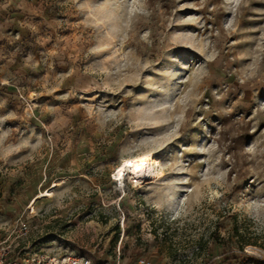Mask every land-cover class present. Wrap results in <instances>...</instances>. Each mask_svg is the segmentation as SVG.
Segmentation results:
<instances>
[{"label": "rangeland", "instance_id": "rangeland-1", "mask_svg": "<svg viewBox=\"0 0 264 264\" xmlns=\"http://www.w3.org/2000/svg\"><path fill=\"white\" fill-rule=\"evenodd\" d=\"M25 1L0 47V240L264 264V0ZM149 152L155 178L116 177Z\"/></svg>", "mask_w": 264, "mask_h": 264}, {"label": "built area", "instance_id": "built-area-1", "mask_svg": "<svg viewBox=\"0 0 264 264\" xmlns=\"http://www.w3.org/2000/svg\"><path fill=\"white\" fill-rule=\"evenodd\" d=\"M24 225V223H23ZM13 242L8 239L0 241V264H120L118 260L107 262L81 252H70L63 255L33 252L23 260H12ZM135 264H153L150 259L141 258Z\"/></svg>", "mask_w": 264, "mask_h": 264}, {"label": "bare ground", "instance_id": "bare-ground-1", "mask_svg": "<svg viewBox=\"0 0 264 264\" xmlns=\"http://www.w3.org/2000/svg\"><path fill=\"white\" fill-rule=\"evenodd\" d=\"M158 171L156 160L149 152L124 158L117 167L116 177L119 179L130 178L138 186L147 179L155 178ZM49 195H51L50 190L42 192V196Z\"/></svg>", "mask_w": 264, "mask_h": 264}, {"label": "crops", "instance_id": "crops-1", "mask_svg": "<svg viewBox=\"0 0 264 264\" xmlns=\"http://www.w3.org/2000/svg\"><path fill=\"white\" fill-rule=\"evenodd\" d=\"M26 10L27 3L25 0H0V47L5 36H7V28L14 23H20L26 17ZM25 257H27V246L19 250L13 248L10 255V259L18 261L23 260Z\"/></svg>", "mask_w": 264, "mask_h": 264}, {"label": "trees", "instance_id": "trees-1", "mask_svg": "<svg viewBox=\"0 0 264 264\" xmlns=\"http://www.w3.org/2000/svg\"><path fill=\"white\" fill-rule=\"evenodd\" d=\"M244 246L242 245V248H243ZM237 262V263H242V258L241 257H233V259H232V262Z\"/></svg>", "mask_w": 264, "mask_h": 264}]
</instances>
